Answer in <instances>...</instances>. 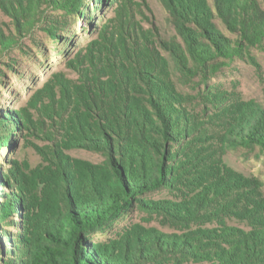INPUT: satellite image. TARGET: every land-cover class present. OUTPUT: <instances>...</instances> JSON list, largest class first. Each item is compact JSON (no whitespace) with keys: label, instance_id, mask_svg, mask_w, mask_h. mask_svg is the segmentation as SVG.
Masks as SVG:
<instances>
[{"label":"trees","instance_id":"obj_1","mask_svg":"<svg viewBox=\"0 0 264 264\" xmlns=\"http://www.w3.org/2000/svg\"><path fill=\"white\" fill-rule=\"evenodd\" d=\"M162 3L173 34L154 24L148 35L91 45L78 83L58 80L52 119L71 147L103 163L76 173L60 156L51 193L38 205L25 184L3 193L0 264H264V182L227 169L220 157L264 151V99L235 104L215 81L237 60L259 65L253 49L264 51V0ZM88 6L0 0L11 20L7 30L0 24V59L11 49L30 55L32 45L43 53L42 36L65 56L75 20L92 23ZM23 113L27 123L21 110L0 115V147L21 131ZM223 115L227 122L213 123ZM135 210L160 213L176 230L105 233Z\"/></svg>","mask_w":264,"mask_h":264},{"label":"rangeland","instance_id":"obj_2","mask_svg":"<svg viewBox=\"0 0 264 264\" xmlns=\"http://www.w3.org/2000/svg\"><path fill=\"white\" fill-rule=\"evenodd\" d=\"M97 1L103 3L100 8L95 7L92 0H87L88 12L93 16L92 23L84 16L72 25L73 45L65 56L57 52L60 49L57 42L41 35L43 41L46 39L43 53L32 45L27 48L30 55L23 54L19 49H11L6 50L0 59V115L5 111L19 113L21 110L30 118L27 123L23 122L24 113L19 114L17 121L22 124L21 131L14 140L10 138L9 144L0 147V169L8 175L5 183L0 182V197L12 190L11 187L22 183L31 191L32 201L40 204L43 201L42 192L51 193V183L59 168L56 161L61 157L63 160L67 158L65 161L76 173L87 164L102 165L104 158L100 154L71 147L65 140L60 125L52 119L55 117L54 105L49 99L50 93L55 91L59 94L58 80L69 85L78 83L79 70L88 66L91 45L97 49L100 42L118 43L121 39H127L129 34L133 35V31L137 36L141 32L148 35L154 24L166 36L174 33L162 0ZM0 24L6 30L11 25L10 17L1 9ZM109 32L111 37L107 39ZM253 54L259 65L237 60L230 69L225 70V75L215 79L229 90L235 104L244 100L264 99V51L253 49ZM223 122H227L224 115L213 121L214 124ZM211 137H205L207 145L215 142ZM220 157L227 169L248 177L256 176L264 182V151L221 150ZM9 229L15 231L14 228ZM122 229L143 237L145 234L176 230L160 213L147 214L139 210L122 218L105 233L115 238L120 235L117 232H123ZM97 236L104 240L106 234L98 233Z\"/></svg>","mask_w":264,"mask_h":264}]
</instances>
